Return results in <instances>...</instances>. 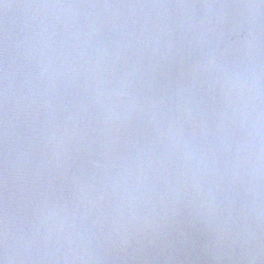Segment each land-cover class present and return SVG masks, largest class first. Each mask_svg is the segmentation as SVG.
<instances>
[{"label":"water","instance_id":"95a60500","mask_svg":"<svg viewBox=\"0 0 264 264\" xmlns=\"http://www.w3.org/2000/svg\"><path fill=\"white\" fill-rule=\"evenodd\" d=\"M0 261L264 264V0H0Z\"/></svg>","mask_w":264,"mask_h":264},{"label":"clouds","instance_id":"9594fccd","mask_svg":"<svg viewBox=\"0 0 264 264\" xmlns=\"http://www.w3.org/2000/svg\"><path fill=\"white\" fill-rule=\"evenodd\" d=\"M0 264H4V262L3 261H0Z\"/></svg>","mask_w":264,"mask_h":264}]
</instances>
